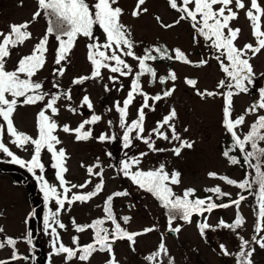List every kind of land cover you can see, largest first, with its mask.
<instances>
[{
	"label": "snow or ice",
	"instance_id": "obj_1",
	"mask_svg": "<svg viewBox=\"0 0 264 264\" xmlns=\"http://www.w3.org/2000/svg\"><path fill=\"white\" fill-rule=\"evenodd\" d=\"M37 10L32 14L30 21L21 23H12L9 25L8 32L0 31V118L6 124L7 134L11 137V143L17 148L25 149L31 144L33 152L31 159L24 161L15 155L8 146L0 139V153L10 157V162L21 167H26L30 173L39 170L41 175L37 179L41 182V191L44 195L45 204L55 199L57 208L51 209L44 216V228L49 230L52 237V254L64 255L65 264H68L74 258L87 264L92 255L99 252H107L109 258L105 264H119L114 253V243L116 240H128L135 244V238L148 232L154 231V228H145L142 232H129L117 221L113 211V201L115 197H126L130 193L117 191L107 196L104 201V217L93 220L88 225H75L76 232H84L86 229L93 231V242L79 245L78 238L73 237L72 243L75 247L65 246L57 232V227L64 229L65 225L59 220V212L64 209L65 203L69 206L75 202H87L103 191V167L97 158V163L87 166V172L90 176L100 178L99 183L95 185L92 191L87 193H73L69 198L68 193L72 188H85L91 181L84 184H71L65 179L67 153L64 148H57L62 142L55 134L57 130L64 133L73 134L76 141H88L97 139L99 142H114L117 139L115 131L111 134L101 133L94 137L93 128L88 125H96L102 120L101 115L93 114L89 119H85L72 128L68 124L62 127L54 119L59 115L57 102L63 97L67 101L72 100L71 89L59 93H49L43 90V83L33 79L47 63V53L50 37L54 36L57 41L55 49L54 63L58 66L53 69V75L63 77L66 72V65L70 63V55L76 46L79 38H86L89 42L86 44L87 60L91 65V73L86 76H79L72 80L73 85L83 84L87 80H102V70H108L110 75L108 79L113 83L118 82V77H131L129 91L123 100V103L116 101L113 105L118 114V126L122 130V136L119 137L123 149L133 148L134 141L139 140L144 143L150 151L164 152L170 151L174 156L180 157L185 149H193L194 140L184 138L177 131L176 124L178 114L175 108H171L162 120L157 121L156 127L145 135V109L155 111V103L171 97L175 87L167 88L161 93L149 95L144 91L142 77H149L148 83L152 84L157 81V71L149 62L157 60H176L186 65L201 67L208 63V60L201 59L198 62L191 61L188 56L180 49L170 50L163 45H153L146 47L142 55L135 52L137 44L132 36L130 27L122 23L121 17L124 10L119 6V0H36ZM146 0H137L135 8L131 15L138 18L148 11L142 6ZM168 6L179 13V19L174 23L178 24L182 20L191 23L195 35L194 43H199L202 38L206 46L214 50V59L218 62L220 70L225 78L221 79L217 88L223 89L221 92L199 91L197 95L202 99L215 97L217 95L223 98L222 107V127L231 138V145L227 147L222 155L231 165L246 164L248 168L255 170V175L250 179L246 176L240 182L227 176H217L215 172H209L210 178H218L226 184L235 186L239 189L247 190L250 195H254L258 208L257 219L255 224V233L264 232V147L259 146L264 142V86L258 88L257 99L254 100L242 114L233 116L234 97L239 94H249L253 91L256 84V73L250 62L253 57L264 50V7L258 0H250L246 5L244 0H167ZM234 5V7H233ZM245 10V16L250 22L252 36L255 39V45L246 43L243 47L237 46L236 41L239 39L240 28L231 27V22L239 18V11ZM43 16L47 21L45 34L38 39L30 54L22 56L16 63L13 70H7L6 64L11 56L13 49L25 44L32 39V33L29 31L30 25L38 18ZM164 28H171L173 24H163L160 17H156ZM97 29L103 35V41L96 35ZM251 53V55H249ZM126 57H130L137 62L136 68L133 69ZM264 77V73H261ZM177 75L174 71L169 70L166 76H159L158 80L161 85L166 84L169 80L175 82ZM185 83L193 88L196 87L197 81L186 78ZM54 88H59L58 83L53 84ZM121 89L123 84L120 85ZM105 91H111L108 85H104ZM120 90V89H118ZM137 96L143 98V103L137 109L136 118L129 122V108ZM11 97V98H9ZM44 107L39 110L36 117L37 136L34 138L24 132L18 131L14 126L13 115L19 105H36L44 102ZM152 101V103H149ZM81 106H87L93 109V104L88 95L83 96ZM68 110L76 112L77 108L68 105ZM108 111H111L109 109ZM50 113V114H49ZM255 116L254 121L250 124L249 130L241 135L238 131L247 122L248 116ZM108 126L114 128L113 122L108 121ZM162 129H164L162 131ZM188 132V128H184ZM3 134V125H0V136ZM162 139L173 146L170 149L158 148L155 146V140ZM250 147L251 150H248ZM46 150L51 154V167L55 169V176L59 182V187L63 189L58 193L57 187L49 184L43 173L45 165L41 162V153ZM238 150L242 154V161L232 155L233 151ZM111 156V153H107ZM147 152H141L138 156H129L127 152L119 161L118 172L122 173L139 189L150 193L167 210L169 231L179 233L181 226L171 227L172 221L177 217L185 223H191L193 215H203L205 212L211 213L216 208H227L231 205L239 207L241 201L246 197L240 195L238 199L232 200L230 204H217L211 196L206 198H191L195 194V189L187 188L182 195H176L173 191V185H179L182 182V174L178 170L169 172L164 163L158 167L143 170L140 165L142 158ZM255 161V163H253ZM83 166V165H82ZM115 167V165H110ZM95 169H99L98 171ZM250 175V174H249ZM254 185L258 189L254 190ZM206 192L215 194L217 198L230 196V193L223 192L219 186L206 188ZM124 223H128L131 217L124 216L121 218ZM206 219V218H205ZM110 221L113 228L110 230L105 227V223ZM243 217L237 212L236 218L232 224H227L223 220L219 226L235 231L244 225ZM55 225V226H54ZM201 235L205 230L211 228L207 222L197 224ZM4 229L0 227V233ZM239 250L235 253L236 264H253L252 256L255 251L252 244H257L264 249V235H253L251 241L239 238ZM29 243L31 241L29 240ZM17 240L10 236H4L0 240V249L10 247L13 249L11 260L27 259L21 257L15 250ZM221 253L225 256L232 255L226 247L220 245ZM169 256L167 264H174V258H171L166 244L161 238L158 248L151 255L145 257L149 262L157 257ZM0 264H9L8 260H0Z\"/></svg>",
	"mask_w": 264,
	"mask_h": 264
},
{
	"label": "rangeland",
	"instance_id": "obj_2",
	"mask_svg": "<svg viewBox=\"0 0 264 264\" xmlns=\"http://www.w3.org/2000/svg\"><path fill=\"white\" fill-rule=\"evenodd\" d=\"M136 3L137 0H119V6L124 10V15L121 17L122 23L130 27L133 39L137 44L134 50L138 55H142L143 50L146 47L153 46L155 42H165L170 47V50L179 47L184 50L191 61H195L190 50V42H192L193 36L191 28L182 26L164 28L160 26L155 20L156 17H162L165 22L170 21L173 17L164 14L165 7H161L162 2L158 0H146L142 7L147 8L148 11L138 18H134L131 12L135 8ZM36 10V0H0V31L8 32L9 25L12 23L18 24L30 21L32 14ZM46 26L47 21L43 16L30 25L29 31L32 33V39L12 50L6 64L7 70H13L22 56L31 53L35 43L45 34ZM96 35L100 37L102 42L103 35L99 29H97ZM49 39L47 63L33 79L42 82L43 90L46 92L59 93L70 88L72 96L71 101H67L62 97L57 102L60 111L59 115L55 116L54 119L61 127L64 124H68L70 127L75 128L83 120L89 119L94 111L95 114L102 116V120L98 124L86 126V128H93L94 137L99 136L102 132L111 134L113 131H115L117 136L114 142H99L95 138L78 142L73 134L64 133L59 129L55 133L62 142L57 145V148H64L68 157L66 162L68 171L64 174L66 181L69 182L68 186L71 184L80 185L86 181H91L83 189L72 188L68 193L69 198L73 193L92 191L95 185L99 183L100 178L94 175L90 176L87 172V166L96 164L97 158H99V162L103 167L104 181L103 191L91 200L87 202L75 201L70 206L65 203L64 209L59 212V220L65 225V228L60 229L57 227L60 241L68 247H75L72 243L73 237L78 238L79 245L93 242V231L86 229L84 232H76L73 221L75 225H88L95 219L103 218L105 215L103 206L107 196L117 191L127 190L130 193L129 196L115 197L113 201V211L117 221L129 232H142L145 228H154V231L136 237L134 245L126 239L116 240L113 247L119 264H167L169 256L157 257L151 262L145 259V257L157 250L162 237L170 257L174 258V264H221L219 263L220 258L216 255V253H220L221 244L232 252L229 259H231V264H236L235 252L239 249V238L243 237L245 240L252 238L255 217L253 199L255 197L251 196L247 190L228 185L218 178H210L208 173L215 172L218 177L227 176L240 182L246 176L250 178L252 171L246 164L231 165L222 155V152L231 145V138L225 132L221 123L222 98L217 95L202 99L197 95V89L199 91L221 92L222 90L217 88L218 82L222 79L220 72L207 69L195 70L194 66L186 65L176 60H173L171 65L150 62L157 71V81L149 84V77L147 75L142 77L144 91L149 95H155L173 87V85L175 91L171 97L156 102L155 111L145 109V135L156 127L157 121L162 120L171 108H175L178 114V119L174 122L177 131L184 138L194 140L195 145L191 150L185 149L180 157L174 156L170 151H150L139 140L134 141L135 146L133 148L123 149L119 139L122 136V130L118 126V114L113 105L116 101H119L122 105L129 91L131 77H118V82L113 83L108 77L118 74L110 73L105 69L102 70V80H87L83 84L73 85L72 80L74 78L90 75L91 73V65L87 60L88 50L86 48V44L89 41L83 37L79 38L71 52L70 63L66 65L67 70L64 76L59 77L53 75V69L58 67L54 63L57 41L54 36ZM125 59L132 65L133 69L136 68L137 62L135 60L130 57ZM208 66L207 64L206 68ZM169 70L176 73V81L172 82L169 80L166 84L161 85L158 77L166 76ZM255 73L258 75L261 70H255ZM186 78L196 80V87L193 88L187 85L185 83ZM54 83L59 84L58 89L53 87ZM121 83L123 84L122 89L120 87ZM104 85H108L111 91H105ZM85 95L89 96L93 104V109L91 110L87 106H81V100ZM46 101L47 97L44 102L36 105L18 104L13 115L14 126L18 131L34 138L37 136V113L44 107ZM249 102L243 97H234L233 116L242 114L245 108L250 105ZM142 103L143 98L137 96L133 104L130 105L129 122L136 118L137 109ZM149 103H152V101H149ZM69 104L77 108V111H69ZM109 109L111 111H108ZM246 119V124L238 130L241 135L249 130V126L254 121L255 116L250 115ZM109 120L113 122L114 128L108 126ZM0 125H3V134L0 139L15 155L24 161L30 160L33 146L31 144L27 145L26 150L17 148L11 143V137L7 134L6 124L2 118H0ZM184 128H188L189 131L184 132ZM153 139L155 140V146L158 148L170 149L173 146L162 139H156L155 137ZM260 145L264 146V142H261ZM248 150H251L250 147H248ZM125 152L129 156H138L141 152H147L148 154L142 158L140 165L143 170L158 167L161 163L166 165V169L169 172L178 170L182 174V182L179 185L172 186L176 195H182L185 189L192 188L195 189V194L191 198L211 196L217 204H230L232 200L238 199L240 195L245 196L246 199L241 201L238 208L236 205H231L227 208L213 209L211 213L205 212L195 218L192 217L191 223L174 221L171 227L181 226V231L176 233V237L167 236L169 224L163 208L157 204L152 195L139 189L130 179L118 172L119 161L124 157ZM107 153H111V156ZM230 154L236 155L237 159L241 161L243 159L242 154L238 150ZM41 162L45 165L43 173L45 179L49 184L57 187L58 193H62L63 189L59 187V182L55 176L56 170L51 167V154L46 150L41 153ZM110 165H115V167H110ZM95 170L98 171L99 169ZM39 175H41L39 170H35V173H30L26 167L11 163L10 157L0 153V227L4 229V232L0 233V240L4 236L16 239L15 250L21 257H31L28 251V229L26 225L27 216L31 211V203L33 206H38V215L42 210L48 212L50 209L55 211L57 208L55 199L50 200L47 206L46 204L43 205L44 195L41 191V182L37 179ZM22 181L26 182V184L22 183ZM216 186H219L223 192L230 193V196L217 198L215 194L205 191L206 188ZM237 212L245 221L241 228L233 231L219 226L221 220L227 224H232ZM124 216L131 217L128 223H124L121 219ZM202 222H207L212 226L205 230L203 236L197 227V224ZM104 226L110 230L113 228L110 221H107ZM31 227L33 228V225ZM32 228L31 230H33ZM33 232L34 236H38L37 232ZM38 232L40 233L37 244L40 246L42 254L50 258L52 264H65L63 254H52V237L49 235V230L43 227ZM261 235H264V232H261ZM212 244H214L213 247L211 246ZM254 249L253 264H264V249H261L258 245H254ZM12 251L13 249L10 247L0 249V260L9 259ZM108 258L109 254L107 252L97 251L87 264H105ZM13 264H21L20 259H17ZM68 264H83V262L74 258Z\"/></svg>",
	"mask_w": 264,
	"mask_h": 264
},
{
	"label": "flooded vegetation",
	"instance_id": "obj_3",
	"mask_svg": "<svg viewBox=\"0 0 264 264\" xmlns=\"http://www.w3.org/2000/svg\"><path fill=\"white\" fill-rule=\"evenodd\" d=\"M158 1L162 2L161 7H165L164 14L167 15V16H172L173 17L170 21H166L165 22V21H163L162 17L158 16V17H160V20L162 18L161 21H162L163 24H173L174 25L173 27L182 26V27L191 28L193 36H192V39H191L192 42H190V45H191V49L190 50H191L192 55L194 56V59H195V61H193V62H198L201 59H205V60H208L207 64L209 65L208 68H206L207 64L204 65V66H201V67H194L195 70H204V69L217 70L218 72H220V77L222 79H224L225 76L222 73V71L220 70L218 62L213 58L214 55H215L214 50H211L209 47H207L206 43L203 41L202 38H199V43H194L193 37L195 35V32H194L193 28L191 27V23L189 21H187V20H182V21H180V23L175 24L174 22L177 19H179V13H177L175 10L171 9L168 6L167 0H158ZM258 2L260 3V5L262 7H264V0H258ZM178 3H179V0H178ZM244 3L246 5H249L250 4V0H244ZM233 7H234V5H233ZM155 20H157V19L155 18ZM262 22H264V18H262ZM157 23L161 26L160 22L157 21ZM231 27L240 28L241 29V32H240V35H239V39L236 41L237 46L243 47V45L246 44V43H252L253 45H255L256 42H255V39L252 36V29L250 27V22L247 20V18L245 16V10H240L239 11V18L231 22ZM161 44H166V43L165 42H159V43L155 42L153 45H161ZM176 48H179V47H176ZM169 49H170V47H169ZM181 50L184 52L183 49H181ZM249 55H251V53H249ZM250 62L252 63V65L254 67V71L255 70H261V73H264V50H262L259 54H257L255 57H253ZM151 63L171 65V63H155V62H151ZM261 73L256 75V84H255V88L253 89L252 92H250L249 94H239V95H236L235 97H243V98L247 99L248 101H250L249 102L250 104L254 100H256L257 99L258 88L264 86V77L261 76ZM221 90L223 91V89H221ZM219 97L222 98L221 96H219ZM221 100L223 101V98ZM261 147H264V146H261ZM250 171H252L251 176H250V178H251L252 176L255 175V170L254 169H250ZM200 198H202V197H200ZM42 203H43V205L45 204V200L44 199H43ZM39 213L40 214L38 215V206L35 207L31 203V211H30V213L27 216V222H26L28 230H31V228H32L31 226L33 225V228H32L33 230H31V238L29 239L27 237L28 238V247H29L28 251H29V256H31V257L30 258L26 257L27 259H20L21 264H52V260L50 258H48L46 255L42 254V250H41L40 246L37 244V239H38V236H39V233H40L38 231L42 230V228L44 227V216L48 212L45 211V210H42ZM253 223L254 224H253V229H252V236L253 235H258V238H259V235H261V233L257 234L254 231L255 224H256V218L255 217H254V222ZM33 231L37 232L38 236H34L33 235V233H34ZM37 233H36V235H37ZM29 240H31L32 245L29 244ZM249 241H251V239ZM254 245H257V244L253 243L252 247H254ZM211 246L213 247L214 244H212ZM214 250L216 251V249H214ZM227 251L232 254V252L229 249H227ZM216 255L220 258L219 263H221V264H227V263L231 264V259H229L230 255L229 256L223 255L221 253V250H220V253L219 254L216 253ZM6 260L9 261V264H13L16 261V260L15 261L11 260L10 258L6 259ZM217 261H218V259H217Z\"/></svg>",
	"mask_w": 264,
	"mask_h": 264
},
{
	"label": "trees",
	"instance_id": "obj_4",
	"mask_svg": "<svg viewBox=\"0 0 264 264\" xmlns=\"http://www.w3.org/2000/svg\"><path fill=\"white\" fill-rule=\"evenodd\" d=\"M161 45H163V46H166L168 49H169V47L166 45V44H161ZM170 50V49H169ZM170 52H171V50H170ZM175 61V60H174ZM171 62H173V60H157V61H155V63H171ZM259 146H261L260 144H259ZM254 163H255V161H253ZM28 177V176H27ZM29 178V177H28ZM24 179V178H23ZM29 179H31V178H29ZM32 181H33V179H32ZM34 182V181H33ZM22 183H24V184H26V182H24V181H22ZM28 184V183H27ZM254 187L256 188V189H258V185H254ZM254 188V190H256ZM243 190V189H242ZM148 193V192H147ZM150 194V193H149ZM151 195V194H150ZM253 197H255L254 195H253ZM153 198L155 199V201L157 202V204L158 205H160L161 206V203L153 196ZM202 198H205V197H202ZM253 202H254V204H253V206H254V211H253V213H254V215H255V218L257 219V212H258V208H257V205H256V199H253ZM41 203V202H40ZM35 207H36V205H34ZM162 207V206H161ZM163 208V211H164V214H165V216L167 217V210L164 208V207H162ZM198 216H200V215H193L192 217H198ZM167 219H168V217H167ZM174 221H181V222H184L182 219H179L178 217L176 218V219H174L172 222H174ZM239 250V249H238ZM237 252V251H236ZM235 252V253H236Z\"/></svg>",
	"mask_w": 264,
	"mask_h": 264
},
{
	"label": "water",
	"instance_id": "obj_5",
	"mask_svg": "<svg viewBox=\"0 0 264 264\" xmlns=\"http://www.w3.org/2000/svg\"><path fill=\"white\" fill-rule=\"evenodd\" d=\"M166 235H167V236H172V237H176V236H177L176 233H173V232H170V231H168V232L166 233ZM28 236H29V238H31V232H30V231L28 232ZM30 245H32V243H30Z\"/></svg>",
	"mask_w": 264,
	"mask_h": 264
}]
</instances>
